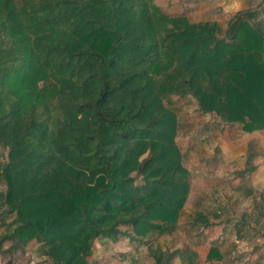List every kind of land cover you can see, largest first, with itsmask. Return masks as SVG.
<instances>
[{
	"label": "trees",
	"instance_id": "16d2710c",
	"mask_svg": "<svg viewBox=\"0 0 264 264\" xmlns=\"http://www.w3.org/2000/svg\"><path fill=\"white\" fill-rule=\"evenodd\" d=\"M255 15L222 27L153 0H0L3 252L35 242L45 264H88L98 239L173 234L191 175L171 100L264 130ZM150 249L154 264H197L193 251Z\"/></svg>",
	"mask_w": 264,
	"mask_h": 264
},
{
	"label": "rangeland",
	"instance_id": "374dc122",
	"mask_svg": "<svg viewBox=\"0 0 264 264\" xmlns=\"http://www.w3.org/2000/svg\"><path fill=\"white\" fill-rule=\"evenodd\" d=\"M171 103L179 122L176 144L191 175L177 229L168 236L150 234L140 240L98 239L88 264H154L150 248L156 246L170 252L193 251L197 264H264V130L245 134L238 124H221L215 116L201 114L191 97L173 98ZM246 144L245 166L239 156ZM0 160H7L1 146ZM5 189L0 182V193ZM9 222L7 218L5 224ZM6 232L0 221V236ZM37 246L31 242L21 251L6 254L3 251L9 244L5 243L0 248V264H45ZM214 247L221 258L207 261ZM171 264L181 263L174 258Z\"/></svg>",
	"mask_w": 264,
	"mask_h": 264
},
{
	"label": "crops",
	"instance_id": "0c3cea01",
	"mask_svg": "<svg viewBox=\"0 0 264 264\" xmlns=\"http://www.w3.org/2000/svg\"><path fill=\"white\" fill-rule=\"evenodd\" d=\"M162 12L171 17H185L190 23L217 22L226 25L238 12L251 10L256 21L264 30V0H153ZM225 21H222V20ZM223 22V23H221ZM247 139V138H246ZM243 154L242 162L247 165L249 155ZM239 155V154H238ZM258 163V162H256ZM243 166V165H242ZM256 166V165H255ZM243 168V167H242ZM254 168V167H253ZM255 170V169H254ZM258 174L262 171L259 167Z\"/></svg>",
	"mask_w": 264,
	"mask_h": 264
}]
</instances>
